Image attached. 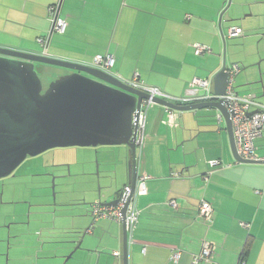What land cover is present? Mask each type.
I'll return each instance as SVG.
<instances>
[{"label":"crops","instance_id":"1","mask_svg":"<svg viewBox=\"0 0 264 264\" xmlns=\"http://www.w3.org/2000/svg\"><path fill=\"white\" fill-rule=\"evenodd\" d=\"M57 1L0 0V46L44 51L37 38L49 32L48 8ZM225 2L62 0L61 16L68 25L63 34L52 35L46 55L90 64L96 54L111 52L116 60L112 70L121 78L138 73L147 83L181 96L193 77L212 78L223 66V34L240 26L225 20ZM243 2L254 12V4L264 0H233V6ZM194 43L210 46L212 53L196 55ZM243 70L241 84L250 80ZM250 92L264 104L263 84ZM205 109L178 112L177 127L162 122L164 106L155 104L149 112L138 172L150 178L148 192L139 198L141 220L129 264H204L192 260L203 239L217 244L215 260L221 264H235L241 256L246 264H264V163L238 162L224 123L215 129ZM257 145L264 157V135ZM111 152L125 154L123 148H104L106 161L115 156ZM213 159L227 166L215 169L206 181L203 175ZM123 175L121 189L130 182L129 168ZM202 198L214 207L211 226L199 215ZM98 221L99 246L86 253L87 264H123L122 224ZM178 249L175 261L172 254Z\"/></svg>","mask_w":264,"mask_h":264},{"label":"rangeland","instance_id":"2","mask_svg":"<svg viewBox=\"0 0 264 264\" xmlns=\"http://www.w3.org/2000/svg\"><path fill=\"white\" fill-rule=\"evenodd\" d=\"M227 3L225 20L245 34L223 42V62L239 63L249 73L248 82L235 78L237 91L247 94L264 85V3L256 2L254 12L244 2ZM36 69L45 88L67 72L42 63ZM205 110L217 129V110ZM104 148H123L125 154L111 152L115 156L106 161ZM130 154L126 145L55 147L28 156L0 178V264H87L86 253L99 246L95 226L100 222L93 223L92 206L109 202L121 190ZM137 154L139 163V148Z\"/></svg>","mask_w":264,"mask_h":264},{"label":"water","instance_id":"3","mask_svg":"<svg viewBox=\"0 0 264 264\" xmlns=\"http://www.w3.org/2000/svg\"><path fill=\"white\" fill-rule=\"evenodd\" d=\"M36 63L61 67L67 72L45 88ZM227 81L224 62L213 76L217 94H225ZM147 98L144 91L90 64L0 46V178L12 174L28 156L55 147L126 145L131 153L128 168L130 184L134 188L138 175L136 116L143 99ZM154 101L179 112L219 109L225 117L235 159L264 163V160L251 161L239 156L229 112L223 101L186 105L161 98ZM119 195L120 192L102 204L118 205ZM126 208L127 204L122 208L123 264H129L130 250Z\"/></svg>","mask_w":264,"mask_h":264},{"label":"built area","instance_id":"4","mask_svg":"<svg viewBox=\"0 0 264 264\" xmlns=\"http://www.w3.org/2000/svg\"><path fill=\"white\" fill-rule=\"evenodd\" d=\"M62 0H58L48 8V18L51 22L49 32L38 38L44 51L40 54L46 55V48L54 33L63 34L67 28V20L61 16ZM190 16L187 15V19ZM244 33L238 26H231L227 33V38L239 37ZM194 52L196 55H209L212 53L211 47L206 44L194 43ZM114 56L110 52L96 54L91 66L112 74L120 79L122 82L132 86L135 89L144 91L149 98L143 99L136 116V146L142 150L146 141V129L149 111L153 105L157 104L154 99L161 98L177 104H193L209 101H223L229 112L230 121L232 123L233 134L236 142V148L239 156L246 160L263 161L264 157L259 154V145L257 141L264 135V104L259 101L257 94L249 92L247 94H240L235 86L236 76L243 70V66L239 63L226 64V71L228 72V81L226 92L219 95L214 90V82L212 78L193 77L186 87L185 93L181 96H175L167 93L156 85L147 83L141 79L140 75L136 73L131 79H124L110 71L114 65ZM179 111L172 108L165 107V117L162 122L170 127H177L179 125L178 117ZM218 124L224 123L223 113L217 109L216 114ZM211 170L207 171L203 177L206 181L213 174L214 170L219 167H225L219 159L209 160ZM150 176L146 173H139L136 178L134 188L130 183L123 186L119 195L118 205H105L101 202H96L92 206L93 223L99 219L110 218L122 224L123 213L122 208L127 204L125 221L126 230L128 234L129 245L135 242L137 229L139 228L141 220V210L139 208L140 196L148 192V180ZM169 204L176 207V200H170ZM199 215L205 220L208 226H211L213 221L214 207L210 201L202 198L199 203ZM244 226L249 227L248 223H243ZM217 244L214 241L203 239L201 250L193 254V263L204 264H221L215 260ZM181 250H176L172 254V259L177 261ZM115 254L120 256V251H115ZM235 264H246L242 256Z\"/></svg>","mask_w":264,"mask_h":264},{"label":"trees","instance_id":"5","mask_svg":"<svg viewBox=\"0 0 264 264\" xmlns=\"http://www.w3.org/2000/svg\"><path fill=\"white\" fill-rule=\"evenodd\" d=\"M229 1V3H230V0H226V2H225V5H224V8L223 9H225L226 8V6H227V2ZM223 42L225 43V40H227V39H231V38H236V37H230V38H227V34H223ZM39 37H41V36H39ZM38 37V38H39ZM240 37V36H239ZM38 38H37V41H38ZM212 50V49H211ZM111 53V52H110ZM100 54V53H99ZM112 54V53H111ZM113 55V54H112ZM96 56V55H95ZM94 56V57H95ZM114 56V55H113ZM94 59V58H93ZM114 59H115V57H114ZM93 61V60H92ZM116 61V60H115ZM115 61H114V65H115ZM227 64V63H226ZM228 64H234V63H228ZM113 65V66H114ZM223 65H224V62H223ZM113 66L111 67V69H110V71L111 72H113L114 74H117L116 72H114L113 70H112V68H113ZM118 76H119V74H117ZM142 79V78H141ZM179 126V125H178ZM219 168H221V167H219Z\"/></svg>","mask_w":264,"mask_h":264},{"label":"clouds","instance_id":"6","mask_svg":"<svg viewBox=\"0 0 264 264\" xmlns=\"http://www.w3.org/2000/svg\"><path fill=\"white\" fill-rule=\"evenodd\" d=\"M256 94V93H255ZM258 96V95H257ZM224 124H225V128H226V121H225V117H224ZM130 183V182H129ZM130 246V245H129Z\"/></svg>","mask_w":264,"mask_h":264}]
</instances>
